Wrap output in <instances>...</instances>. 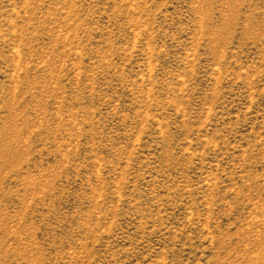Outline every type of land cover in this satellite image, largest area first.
I'll list each match as a JSON object with an SVG mask.
<instances>
[{
	"label": "rangeland",
	"instance_id": "rangeland-1",
	"mask_svg": "<svg viewBox=\"0 0 264 264\" xmlns=\"http://www.w3.org/2000/svg\"><path fill=\"white\" fill-rule=\"evenodd\" d=\"M0 264H264V0H0Z\"/></svg>",
	"mask_w": 264,
	"mask_h": 264
}]
</instances>
